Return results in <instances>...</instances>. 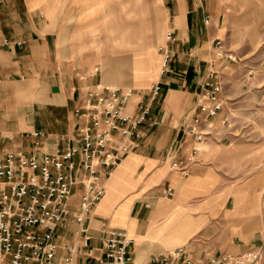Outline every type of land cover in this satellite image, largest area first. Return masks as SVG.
I'll use <instances>...</instances> for the list:
<instances>
[{"label":"crops","instance_id":"obj_1","mask_svg":"<svg viewBox=\"0 0 264 264\" xmlns=\"http://www.w3.org/2000/svg\"><path fill=\"white\" fill-rule=\"evenodd\" d=\"M129 1L146 11L148 23L155 8L161 11L163 6L164 27L175 42L164 41L156 49L152 67H145L138 55L122 69L109 60L92 76L87 61L72 58L81 47L75 40H97L87 34L99 24H106V36L99 39H106L115 0H0V149L39 156L61 152L82 122L74 111L83 105L86 87L101 83L132 88L138 93L130 100L132 109L138 100H147L152 84L159 83L161 93L142 127L143 138L103 181L104 195L88 223L92 240L87 253L99 255L104 227L127 233L134 264H146L169 247H182L188 258L201 262L261 246L264 169L238 182L227 178L243 166L241 153L247 147L235 145L230 129L218 125L224 118L230 120L226 102L205 142L195 143L183 131L215 58V42L249 37L262 22L260 7L247 8L240 0H160V5L157 0ZM161 47L172 53L162 75ZM226 62L218 61L217 68L222 71ZM192 148L197 153L187 176L171 170V162L187 157ZM81 193L80 184L72 187L71 214L78 211ZM56 236L58 257L77 245L72 218ZM85 253L80 249L74 264H82Z\"/></svg>","mask_w":264,"mask_h":264},{"label":"built area","instance_id":"obj_2","mask_svg":"<svg viewBox=\"0 0 264 264\" xmlns=\"http://www.w3.org/2000/svg\"><path fill=\"white\" fill-rule=\"evenodd\" d=\"M165 42H175L172 32L166 33ZM214 50L215 58L209 62L206 77L195 94L194 114L183 129L185 138L195 143L205 142L207 130L216 126L214 121L225 105L218 61L236 62V57L224 50L222 41L215 42ZM159 51L162 75L172 53L163 47ZM98 72L94 68L92 76ZM160 93V84H152L147 100H138L131 109L130 100L138 94L132 88L101 83L86 87L83 105L74 111L82 122L75 138L67 140L61 152L39 156L0 149V264H74L80 249L86 251L82 264H134L133 241L119 229L102 228L99 255L90 256L87 249L92 237L88 223L104 195L103 181L111 177L143 138L142 127ZM218 123L231 126L225 118ZM196 153L197 149L192 148L187 157L171 162V170L187 176ZM78 184L82 186L78 211L71 214L68 203L72 187ZM167 195H172L170 188ZM69 218L76 225L77 245L68 247L66 255L58 257L56 230ZM263 257L264 244L239 255L224 253L201 262L188 258L185 249L177 247L159 253L146 264H258Z\"/></svg>","mask_w":264,"mask_h":264},{"label":"rangeland","instance_id":"obj_3","mask_svg":"<svg viewBox=\"0 0 264 264\" xmlns=\"http://www.w3.org/2000/svg\"><path fill=\"white\" fill-rule=\"evenodd\" d=\"M157 1L160 5L161 1ZM240 1L247 8L260 7L262 22L256 30L248 33L249 37L234 36L226 44L223 42L227 54L236 57L235 63H224L223 66H228V69L220 72L222 94L230 117L228 122L231 124L227 128L232 132L230 137L235 145L247 147V151L241 153L244 156L243 166L236 169L233 176L227 174L229 180L237 182L256 170L264 169V0ZM154 11L153 20L148 23L145 22L146 11L139 8L136 2L115 0L112 23L107 25V38L99 39L106 36V24H99L95 31L87 34L97 36V40H75L82 49H75L77 55L72 56L73 60L81 64L87 61L91 70L101 66L104 68V63L113 60L115 64L118 63V69H122L131 65V59L139 55L145 61V67H152L153 53L164 44L165 35L169 31L164 27V7H161V11L158 7ZM94 51L96 53L93 55ZM121 59L124 61L118 62ZM139 65L135 64L136 74ZM258 264H264V257Z\"/></svg>","mask_w":264,"mask_h":264},{"label":"bare ground","instance_id":"obj_4","mask_svg":"<svg viewBox=\"0 0 264 264\" xmlns=\"http://www.w3.org/2000/svg\"><path fill=\"white\" fill-rule=\"evenodd\" d=\"M113 174V173H112ZM112 176V175H111Z\"/></svg>","mask_w":264,"mask_h":264}]
</instances>
